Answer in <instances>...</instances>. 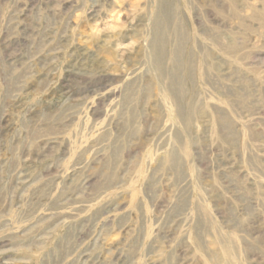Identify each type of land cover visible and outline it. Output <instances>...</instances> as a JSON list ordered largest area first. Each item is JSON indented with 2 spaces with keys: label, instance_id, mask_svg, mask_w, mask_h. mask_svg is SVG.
Here are the masks:
<instances>
[{
  "label": "rangeland",
  "instance_id": "obj_1",
  "mask_svg": "<svg viewBox=\"0 0 264 264\" xmlns=\"http://www.w3.org/2000/svg\"><path fill=\"white\" fill-rule=\"evenodd\" d=\"M0 264H264V0H0Z\"/></svg>",
  "mask_w": 264,
  "mask_h": 264
}]
</instances>
